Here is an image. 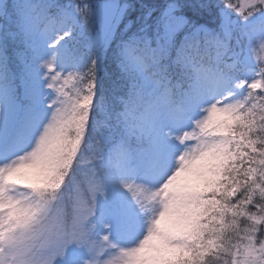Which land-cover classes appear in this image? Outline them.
I'll return each mask as SVG.
<instances>
[{
    "label": "snow or ice",
    "instance_id": "obj_1",
    "mask_svg": "<svg viewBox=\"0 0 264 264\" xmlns=\"http://www.w3.org/2000/svg\"><path fill=\"white\" fill-rule=\"evenodd\" d=\"M0 264H264V0H0Z\"/></svg>",
    "mask_w": 264,
    "mask_h": 264
}]
</instances>
